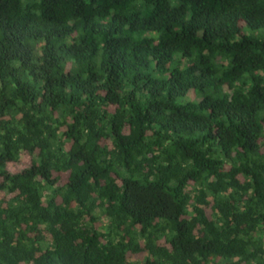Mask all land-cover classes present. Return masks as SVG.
<instances>
[{
	"label": "trees",
	"instance_id": "1",
	"mask_svg": "<svg viewBox=\"0 0 264 264\" xmlns=\"http://www.w3.org/2000/svg\"><path fill=\"white\" fill-rule=\"evenodd\" d=\"M0 264H264V0H0Z\"/></svg>",
	"mask_w": 264,
	"mask_h": 264
},
{
	"label": "rangeland",
	"instance_id": "2",
	"mask_svg": "<svg viewBox=\"0 0 264 264\" xmlns=\"http://www.w3.org/2000/svg\"><path fill=\"white\" fill-rule=\"evenodd\" d=\"M31 164V156L29 154H25L21 161L19 162H12L9 164V168L12 172H19L24 168L30 166Z\"/></svg>",
	"mask_w": 264,
	"mask_h": 264
}]
</instances>
